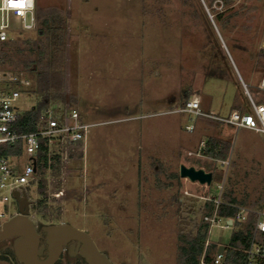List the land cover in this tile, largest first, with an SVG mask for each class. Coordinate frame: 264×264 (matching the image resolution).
<instances>
[{
    "label": "rangeland",
    "instance_id": "rangeland-1",
    "mask_svg": "<svg viewBox=\"0 0 264 264\" xmlns=\"http://www.w3.org/2000/svg\"><path fill=\"white\" fill-rule=\"evenodd\" d=\"M34 11L33 30L16 26L0 44V91L9 78L28 81L19 111L43 98L46 82L36 74L42 69L37 47L45 39L40 22L59 15L66 22L64 99L46 109L73 108L89 125L80 144L66 150L52 144L60 170H39L26 187L33 202L43 182L42 198L55 217L50 223L34 215L35 222L85 231L112 264H180L179 246L195 236L204 198L217 197L218 186L264 218V135L221 124L231 165L198 158L189 153L206 136L185 131L194 117L174 112L199 97L208 112L225 115L232 90L245 109L242 83L264 103L257 89L264 71V0L227 6L223 0H35ZM217 15L229 19L225 27L215 22ZM4 54L9 59L2 62ZM29 62L31 70L24 69ZM26 162V156L19 161ZM181 164L211 172L210 186L181 179ZM14 203L0 204V211L14 214ZM220 225L206 238L227 246L233 226ZM11 245V239L0 242V264H18ZM66 258L76 259L64 252L62 264Z\"/></svg>",
    "mask_w": 264,
    "mask_h": 264
},
{
    "label": "built area",
    "instance_id": "built-area-1",
    "mask_svg": "<svg viewBox=\"0 0 264 264\" xmlns=\"http://www.w3.org/2000/svg\"><path fill=\"white\" fill-rule=\"evenodd\" d=\"M35 0H0V44L7 41L9 32L12 28L18 27L22 30H33L36 25ZM264 50V45L262 47ZM21 83L27 86V80L17 77L9 78V82ZM247 97L248 111L241 113L233 111L225 118H216L205 114L199 107L197 98H190L180 104L179 108L174 110L175 113H187L193 116H207L218 119L235 128H245L264 135V104L255 102L245 85L242 83ZM258 89L264 92V71L258 84ZM20 97L18 90L0 91V146L15 145L18 141L22 144L21 156H0V204H6L12 200V192H26V187L35 179L37 164L35 156L42 143L48 149V155L58 154L50 149L52 144L66 147H72L84 141L88 124L82 121L77 110L65 107L61 110L45 109L39 118V128L27 134H19L15 128L17 120V100ZM187 132L193 130V126L185 127ZM204 142H200L196 154H200ZM191 155V153H189ZM60 155V154H59ZM24 156L27 162L20 165L19 161ZM219 194L214 198H204L205 202H211L213 205L209 215L203 216V221L208 224L207 233L213 225L222 224L220 227L226 229L233 226L235 222L246 220L250 211L243 207L233 206L237 209L234 218H221L217 214V208L220 204V193L222 185L218 186ZM1 190H7L8 194L1 193ZM60 192L57 194L59 195ZM17 211V210H16ZM15 211V213H16ZM14 213V214H15ZM30 218L34 221V215L31 213ZM13 214L0 211V223L7 220ZM35 222V221H34ZM227 222H230L228 224ZM38 223V222H35ZM211 244L207 238L204 243V249L198 264H231L226 260L225 247L222 253L215 252L206 258V247ZM218 248V245H217ZM242 260L235 264H264V218L260 213L257 214L254 230L252 232L249 244L241 250Z\"/></svg>",
    "mask_w": 264,
    "mask_h": 264
},
{
    "label": "trees",
    "instance_id": "trees-1",
    "mask_svg": "<svg viewBox=\"0 0 264 264\" xmlns=\"http://www.w3.org/2000/svg\"><path fill=\"white\" fill-rule=\"evenodd\" d=\"M227 6L232 0H223ZM211 4V1H209ZM216 23H220L222 27L227 25V18L223 19L221 15L214 17ZM66 22L59 15L50 13L40 22V32L45 37L44 42L40 44L37 50L38 56L36 62L42 64L40 72H36L38 77H41L46 82L45 94L43 98L37 102L31 109L25 111H17V120L15 128L19 134H27L36 131L39 126V118L41 113L47 108L49 103H59L63 101L64 94L61 92L63 87V71L65 66V35H66ZM8 41V40H7ZM7 41L1 43L4 44ZM9 59L8 55H2L1 61L5 62ZM32 64L27 63L24 65V69L31 70ZM33 71V72H34ZM24 85L17 82H5L2 92L9 90H18L20 93H24ZM26 87V86H25ZM237 97H234L236 100ZM248 111V108L240 109L241 113ZM230 144L226 141L216 140L208 138L204 142L202 148V155L212 158L214 160L225 161L228 156ZM22 144L18 141L15 145H1L0 156H21ZM37 164L36 173L39 170H48L51 172H58L60 170V155L53 154L48 155V149L42 143L35 156ZM44 189L43 182H38V192L41 196L40 199L33 201L30 206V213L39 216L47 222L53 223L55 217L50 213L49 208L46 205V201L42 198ZM220 204L217 208V214L221 218H234L237 209L233 206L241 205L234 198H231L224 190L220 194ZM242 206V205H241ZM213 205L211 202H205L204 211L201 215H209L212 211ZM201 218L200 225L196 231L195 236L192 239H185L179 246V258L180 264H198L201 254L204 249V243L206 240V233L208 230V224ZM257 215L248 214L247 218L243 222H235L232 234L229 239V243L225 247L226 260L231 264H235L242 260L243 256L241 250L246 248L249 244L252 232L254 230ZM217 245L209 244L206 247V258H209L215 250ZM13 256V253L11 252ZM67 264H85L84 261L76 256V259L72 263L71 258H66ZM55 264H62L61 257Z\"/></svg>",
    "mask_w": 264,
    "mask_h": 264
},
{
    "label": "water",
    "instance_id": "water-1",
    "mask_svg": "<svg viewBox=\"0 0 264 264\" xmlns=\"http://www.w3.org/2000/svg\"><path fill=\"white\" fill-rule=\"evenodd\" d=\"M211 24L222 42L214 23ZM227 56L231 61L229 54ZM178 175L181 179L207 187L212 181L211 172L183 164L178 167ZM12 199L17 211L0 223V242L12 239V253L18 264H55L64 252L69 257H80L85 264H112L85 231L66 223L36 224L30 218L32 201L28 199L25 191H13ZM223 251L224 246H218L217 252Z\"/></svg>",
    "mask_w": 264,
    "mask_h": 264
},
{
    "label": "crops",
    "instance_id": "crops-1",
    "mask_svg": "<svg viewBox=\"0 0 264 264\" xmlns=\"http://www.w3.org/2000/svg\"><path fill=\"white\" fill-rule=\"evenodd\" d=\"M238 73V72H237ZM262 75V74H261ZM260 79H261V76H260ZM242 80V79H241ZM260 81V80H259ZM241 83H242V81H241ZM259 84V83H258ZM257 89H258V85H257ZM234 90H232V92H231V99H230V103H229V105L228 106H226V109H225V115H220L219 113H215V114H212V113H210V112H208L207 111V108H208V102H206V101H204V100H202V99H199V97L197 98V100L199 101V107H200V109L205 113V114H207V115H210V116H213V117H216V118H225V117H227L228 116V114L230 113V112H233V111H238V112H240V109H242V104L241 103H243L242 102V99H241V97H239V96H236V93L234 94V92H233ZM258 91L259 92H261L259 89H258ZM262 93H264V92H262ZM234 97H237V99L236 100H234ZM196 98V97H195ZM264 104V103H263ZM244 108H247V102H246V104H245V107ZM218 110H222L220 107H218ZM190 115V114H189ZM193 116V115H192ZM194 117V119H193V121H194V125H192L193 126V130L190 132V133H193V132H197L198 134H199V136H206V139H208V138H213V139H216V140H221V141H226V142H228L229 144H230V141L228 140V138H223V134L221 133V129H220V127L222 126L221 124H223V127L224 126H226V127H230V128H232V129H234L235 127H233V126H231V125H229V124H226V123H224V122H222V121H220V120H218V119H215V118H211V117H207V116H193ZM186 126H189V125H186ZM185 126V127H186ZM185 129V128H184ZM235 129H241V130H247V131H252V130H248V129H245V128H235ZM185 131H186V129H185ZM253 132H255V131H253ZM257 133V132H256ZM260 134V133H259ZM206 139H200V141L198 142V144H197V150H198V145H199V143L200 142H205L206 141ZM197 150H196V152H197ZM229 150H230V148H229ZM77 151H81V149L80 148H78V150ZM196 152L195 153H191V155H194V156H196V157H201V156H203L202 155V151H201V153L198 155V154H196ZM205 157V156H204ZM207 158H209V157H207ZM212 159V158H211ZM214 160V159H213ZM215 161H219V162H221V163H223V164H225V163H227V164H229V165H231V163H232V160L231 159H229V152H228V156H227V159L225 160V161H220V160H215ZM195 168V167H194ZM202 169V168H201ZM204 170V169H203ZM206 172V171H205ZM186 180V179H185ZM189 183H191V185H193L194 183L193 182H189ZM205 187H207V186H205ZM224 190V188H223V185H222V190H221V192ZM221 194V193H220ZM235 206H237V207H243V208H246V209H248L249 211H250V213L249 214H251L252 213V211L249 209V208H247L246 206H241V205H235ZM258 213H260V212H253V214H258ZM261 214V213H260ZM224 247H226V246H224Z\"/></svg>",
    "mask_w": 264,
    "mask_h": 264
},
{
    "label": "flooded vegetation",
    "instance_id": "flooded-vegetation-1",
    "mask_svg": "<svg viewBox=\"0 0 264 264\" xmlns=\"http://www.w3.org/2000/svg\"><path fill=\"white\" fill-rule=\"evenodd\" d=\"M12 240V239H11ZM67 254V253H66ZM68 256V255H67ZM69 257V256H68ZM76 257V256H75Z\"/></svg>",
    "mask_w": 264,
    "mask_h": 264
}]
</instances>
